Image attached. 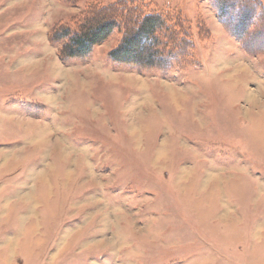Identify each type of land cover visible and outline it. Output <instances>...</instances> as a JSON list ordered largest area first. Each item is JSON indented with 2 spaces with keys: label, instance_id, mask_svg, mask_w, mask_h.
Listing matches in <instances>:
<instances>
[{
  "label": "rangeland",
  "instance_id": "374dc122",
  "mask_svg": "<svg viewBox=\"0 0 264 264\" xmlns=\"http://www.w3.org/2000/svg\"><path fill=\"white\" fill-rule=\"evenodd\" d=\"M114 1L0 0V264H264V0H138L192 34L157 67L61 58Z\"/></svg>",
  "mask_w": 264,
  "mask_h": 264
},
{
  "label": "trees",
  "instance_id": "16d2710c",
  "mask_svg": "<svg viewBox=\"0 0 264 264\" xmlns=\"http://www.w3.org/2000/svg\"><path fill=\"white\" fill-rule=\"evenodd\" d=\"M137 1L116 0L106 6L91 4L79 13L74 24H61L51 30L49 41L57 46L61 58H82L115 29L119 42L109 53L112 61L145 68L157 67V62L170 57L180 45L187 48L191 44L187 21L176 14L170 24L169 19L157 12L142 13ZM247 1L253 0H238L242 3L240 9H244Z\"/></svg>",
  "mask_w": 264,
  "mask_h": 264
},
{
  "label": "bare ground",
  "instance_id": "6f19581e",
  "mask_svg": "<svg viewBox=\"0 0 264 264\" xmlns=\"http://www.w3.org/2000/svg\"><path fill=\"white\" fill-rule=\"evenodd\" d=\"M254 96V95H253Z\"/></svg>",
  "mask_w": 264,
  "mask_h": 264
}]
</instances>
